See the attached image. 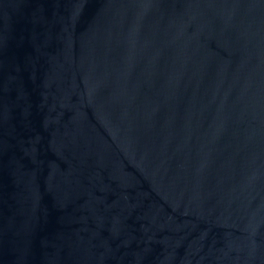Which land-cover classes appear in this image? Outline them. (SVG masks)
I'll use <instances>...</instances> for the list:
<instances>
[{"label":"water","instance_id":"95a60500","mask_svg":"<svg viewBox=\"0 0 264 264\" xmlns=\"http://www.w3.org/2000/svg\"><path fill=\"white\" fill-rule=\"evenodd\" d=\"M0 264H264V0H0Z\"/></svg>","mask_w":264,"mask_h":264}]
</instances>
